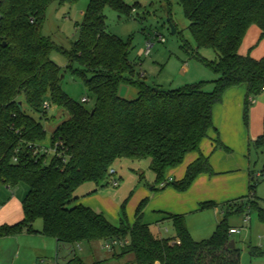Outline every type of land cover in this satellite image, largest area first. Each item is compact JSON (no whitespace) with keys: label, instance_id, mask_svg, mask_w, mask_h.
Returning a JSON list of instances; mask_svg holds the SVG:
<instances>
[{"label":"trees","instance_id":"1","mask_svg":"<svg viewBox=\"0 0 264 264\" xmlns=\"http://www.w3.org/2000/svg\"><path fill=\"white\" fill-rule=\"evenodd\" d=\"M53 1L72 4L77 0H0V185L27 186L21 201L23 218L0 225V237L39 233L55 239L57 245L116 240L120 242L117 257L131 253L134 264H240V249L229 247L232 227L226 220L229 213L245 212L241 200L246 198V214L253 210L264 223V209L253 193L252 172L249 193L227 202L224 217L202 240L193 239L183 214H164L172 222L175 237L155 235L144 221L147 197L138 203L132 222L124 215L119 225H113L103 214L77 203L75 191L85 183L101 184L113 162L121 158L148 159L155 175L152 189L165 182L159 187L185 191L198 174H213L208 156L200 153L181 179L167 181L166 177L167 170L178 166L186 154L199 151L201 141L214 128L213 106L222 101L227 89L240 84L246 86L243 121L247 126L249 104L264 91V56L255 59L238 50L251 25H257L260 38L264 37V0H180L196 51L208 47L217 53L213 61L196 55L218 74L210 92L202 89L203 81L159 92L135 76L128 43L107 30L103 11L108 6L130 16L136 3L89 0L78 38L67 51L42 34L45 11ZM162 1L169 5V0ZM53 50L65 53L72 72L82 76L94 95L92 107L62 90L60 67L50 58ZM74 62L78 67H72ZM123 84L136 89L134 98L121 95ZM21 96L41 115L46 113L42 104L47 99L67 114L51 131L50 146H57L49 161L46 153H34V146L29 147L45 139L46 129L22 105L18 107ZM262 126L263 133L250 141L256 147L264 146V116ZM216 146L224 147L220 141ZM217 206L207 200L198 209ZM37 218L42 221L40 231L32 226ZM258 253L259 248L249 250L250 255ZM63 264H82V260L74 254Z\"/></svg>","mask_w":264,"mask_h":264},{"label":"rangeland","instance_id":"2","mask_svg":"<svg viewBox=\"0 0 264 264\" xmlns=\"http://www.w3.org/2000/svg\"><path fill=\"white\" fill-rule=\"evenodd\" d=\"M88 2L89 0H77L72 4H59L57 1L50 3L45 11L42 34L50 37L56 45L64 50L70 51L72 43L78 38V25L82 21L83 12ZM126 2L130 5L136 3V5H132L130 16L120 14L108 6L104 8L103 12L107 30L128 43L129 59L134 61L135 76L141 77L145 83L151 86L169 89L203 81L202 89L206 92L212 91L214 80L217 79L218 74L202 63L196 55L213 61L217 58V53L208 47H201L196 51L194 39L187 29L188 21L183 15L180 0H169V5L162 0H126ZM170 25L176 29L175 33H171ZM159 35L164 38V42L158 41ZM147 41L152 43L149 56L139 55ZM238 52L242 55L249 54L255 59L264 56V37L260 38V29L257 25L253 24L248 28ZM50 58L60 67L62 90L85 107H92L94 95L84 85L82 76L78 72H72V68L68 66V56L58 50H53ZM72 67H78L77 62H74ZM120 93L123 97L132 99L136 96V89L123 84ZM83 97L88 101L82 102ZM263 98L264 91L253 97L256 102ZM20 100L23 110L42 122L46 129V137L39 142V145L49 149L51 131L67 117L66 112L50 104L47 99L49 107L46 109V113L41 115L26 105L23 96ZM251 106L252 102L249 104L246 128H248L250 139L253 136L255 139L257 135L263 133V127L259 114L249 115ZM249 143V174L250 170H253L255 184L253 193L259 205L264 209V179L262 178L264 175V146L256 147L253 142ZM51 156L52 153L49 152L47 161ZM148 162V159H117L111 166L115 171L114 175L108 174L99 185L82 184L76 189L75 194L80 197L81 194L96 189L95 192L87 194L89 200L81 203L82 205L87 206L89 204L86 203H90L93 206L91 209L103 214L113 225H119L124 215L131 222L138 203L147 197H142L141 192L154 191L150 188L155 184V175L149 168ZM258 173L260 175L256 176ZM113 178L118 180L116 186L112 183ZM15 188L22 197L27 191V186L24 183H19ZM241 202L245 205V212H234L227 215L228 225L239 229L238 233L230 234V239L240 249V264H264V223L258 219L255 211L251 210L246 214L249 210L246 206L248 204L245 203L246 198ZM122 206H124L123 210ZM225 212L227 211H222L219 208L190 213L186 215L188 218L185 217L186 227L195 240L208 238L215 228L216 219L221 220ZM149 214H146L147 220L151 219L152 214ZM245 215L249 217L246 222L243 220ZM35 224H42L41 219H35L32 226ZM150 227L157 236L159 235L157 231L165 238L175 234L174 227L169 220L151 224ZM105 243L103 240L81 242L74 245L59 243L56 250V243L52 238L44 264H48V262L62 264L74 254L82 260V264H105L108 261L110 262L107 264H134L131 253L117 257V254L120 253L119 246L110 249L106 247ZM251 247L259 248L261 253L250 255Z\"/></svg>","mask_w":264,"mask_h":264},{"label":"crops","instance_id":"3","mask_svg":"<svg viewBox=\"0 0 264 264\" xmlns=\"http://www.w3.org/2000/svg\"><path fill=\"white\" fill-rule=\"evenodd\" d=\"M245 94V84L231 87L224 92L222 101L212 108L214 128L210 129L208 136L201 141L199 151L186 154L178 166L167 171V178L181 179L186 166L200 153L208 156L213 174H198L185 191H178L171 186L160 188L155 185V189H152V186L150 188L154 191L141 192L142 197H148V203L144 209L145 222L151 225L161 223L164 220L171 221L164 216L165 213L183 214L186 217L190 213L198 212L199 203L207 200H212L218 204L217 207L213 208L214 210L220 208L224 211L227 202H236L249 193V142L254 139V136L250 139L248 128H246L242 117ZM254 113L259 114L262 121L264 98L257 102L253 99L249 115ZM218 141L224 147H217ZM93 191L96 189L88 191V193ZM88 193L81 194L80 197L76 194L78 196L77 203L87 202L89 200ZM23 197L16 192V188L12 189L0 185V225L14 224L23 218L21 204ZM86 204L93 208L90 203ZM147 213L148 215H150L149 213L152 214L151 219H148L149 221L146 219L148 218ZM219 221L217 218L216 225ZM33 228L40 231L42 224H35ZM157 232L158 236L162 237L159 231ZM172 237H175V234L166 238ZM50 239L52 238L39 233H22L15 236L0 237V264H44L45 259H47L46 254ZM57 247L56 243V250ZM48 264H53V262H48Z\"/></svg>","mask_w":264,"mask_h":264},{"label":"built area","instance_id":"4","mask_svg":"<svg viewBox=\"0 0 264 264\" xmlns=\"http://www.w3.org/2000/svg\"><path fill=\"white\" fill-rule=\"evenodd\" d=\"M158 41L160 42H164V38L162 36H158ZM152 47V43L150 41H147L146 44H145V47L143 49L140 50L139 52V55H142V56H149L150 54V48ZM262 90H264V87H262ZM88 99L83 97L82 98V102H87ZM253 102V99L251 100ZM49 107V104L47 101H44L43 104H42V108L43 109H48ZM33 147V151L34 153H46L48 154L49 152L54 154L56 153V146L57 144L55 143L53 146H50V148H43L38 144H33V145H29V147ZM109 174L110 175H114L115 174V171L114 169L110 168L109 169ZM260 174H256V176H259ZM262 178L264 179V175H262ZM173 179L171 177H168L167 178V181H172ZM112 183L114 186H116L118 184V180L116 178H113L112 179ZM165 182H162L159 184L160 187L164 186ZM243 220L246 222L247 220H249V217L245 215V217L243 218ZM239 232V229L236 228V227H232L229 229V234H232V233H238ZM120 244L119 241H116V240H113V241H109V242H106L105 245L107 248H110V249H113L114 246H118Z\"/></svg>","mask_w":264,"mask_h":264},{"label":"water","instance_id":"5","mask_svg":"<svg viewBox=\"0 0 264 264\" xmlns=\"http://www.w3.org/2000/svg\"><path fill=\"white\" fill-rule=\"evenodd\" d=\"M170 28H171V33H175V32H176V29H175L172 25H170ZM153 89H154L155 91H159V92H166L168 88L154 86ZM17 105H18V107L21 109V102H18ZM92 112H93V111H92ZM234 245H235V244H234V241H233V240H230V241H229V247H230V248H233ZM263 251H264V250H263Z\"/></svg>","mask_w":264,"mask_h":264}]
</instances>
